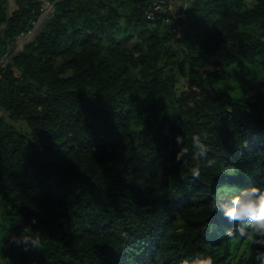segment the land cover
<instances>
[{
    "label": "trees",
    "instance_id": "1",
    "mask_svg": "<svg viewBox=\"0 0 264 264\" xmlns=\"http://www.w3.org/2000/svg\"><path fill=\"white\" fill-rule=\"evenodd\" d=\"M52 1L0 67V109L29 128L0 117V258L260 264L264 244L227 235L219 205L226 187L264 191V0H185L176 20L150 18L154 0ZM16 4L0 0V61L41 18L38 0ZM233 68L244 95L217 89Z\"/></svg>",
    "mask_w": 264,
    "mask_h": 264
},
{
    "label": "clouds",
    "instance_id": "2",
    "mask_svg": "<svg viewBox=\"0 0 264 264\" xmlns=\"http://www.w3.org/2000/svg\"><path fill=\"white\" fill-rule=\"evenodd\" d=\"M180 137H177L178 142ZM192 145L195 149L193 156L199 162L200 158L205 157L208 147L201 141L200 134L192 136ZM187 151V149H185ZM209 166L211 163L209 162ZM194 177L199 178L201 175L200 168H191ZM220 195L221 203L219 207L222 209V215L226 218V223L234 225V228L227 229V235L233 236L235 232L240 237H246L250 243L264 244V191L256 186L242 188H224ZM227 196V200L223 197ZM27 233L28 230L26 229ZM19 243L20 240L17 239ZM23 242H30L34 246L39 245L38 238H34L30 234L23 236ZM255 259L264 264V252L257 251ZM0 264H8L7 258H0ZM195 264H214L212 256L200 257Z\"/></svg>",
    "mask_w": 264,
    "mask_h": 264
},
{
    "label": "rangeland",
    "instance_id": "3",
    "mask_svg": "<svg viewBox=\"0 0 264 264\" xmlns=\"http://www.w3.org/2000/svg\"><path fill=\"white\" fill-rule=\"evenodd\" d=\"M14 1H16V0H14ZM167 1H171L170 3L172 5V10H173V12H175L176 15L179 14V11L180 10H183L184 9V8L182 9V6L183 5H186V1L184 2V0H176V2H175V0H167ZM13 8H14V6L10 4V11L12 13L15 11ZM44 22H45V20L41 21L40 23L38 22L36 24V26H39L40 25L42 27L43 24H44ZM39 30L40 29H35L34 28L33 31H31L30 33L18 37L16 39V41L13 42L9 46L6 55L0 61V67L2 65L8 64L10 62V59H11L12 56H14L15 54H17L18 52H21L27 44L33 42L35 40V38H36ZM251 31L253 32V34H255L257 36H259L260 33H261L260 30L257 27L252 28ZM240 72L241 71H240L239 68H237V69L236 68H233V75H234V77L230 80V82L229 81L227 82V83H229V86H226L227 83L225 82L223 84L218 85L217 86V89L218 90H224V91L229 90L231 92V94H233V95H235V94L236 95H244V93L246 91V86L241 81V74L242 73H240ZM183 90H184V84L178 85V90H177L178 94H181V92ZM1 113L2 114H0V117H3L5 119H7L11 124L15 125L17 128L21 129L24 132L29 131V128H28V126L25 123L12 121L9 118V115L5 111H3V110H2ZM7 246H8V237H7V235L4 232H2L0 230V255H1V253L4 251V249ZM243 246H244V249H245V245L242 243V246H241V250L240 251L242 253H244L245 255H247L246 258H248L250 256V254H249V252H243V250H242V247Z\"/></svg>",
    "mask_w": 264,
    "mask_h": 264
},
{
    "label": "built area",
    "instance_id": "4",
    "mask_svg": "<svg viewBox=\"0 0 264 264\" xmlns=\"http://www.w3.org/2000/svg\"><path fill=\"white\" fill-rule=\"evenodd\" d=\"M40 2V12H41V18L40 21H42V19L47 18L53 11H54V2L52 0H38ZM164 1V0H154L152 5L149 8L148 11V16L152 19L155 18L156 14H161V15H166L167 13H171V15L173 16V18L176 19H181V18H185V11H186V5L182 6L183 10L179 11V14L176 15L175 12H173L172 10V5ZM165 21L168 23L169 21H172L171 18L165 19ZM182 33L181 31L177 30V37H181Z\"/></svg>",
    "mask_w": 264,
    "mask_h": 264
},
{
    "label": "crops",
    "instance_id": "5",
    "mask_svg": "<svg viewBox=\"0 0 264 264\" xmlns=\"http://www.w3.org/2000/svg\"><path fill=\"white\" fill-rule=\"evenodd\" d=\"M8 1L10 2V4H11V5H13V6H14V8H13V9H14V10H16V9H17V7H18V6H17V4H16V1H14V0H8ZM164 1H166V2H168V3H170V2H171V1H167V0H164ZM175 2H176V0H175ZM184 2H185V0H184ZM170 4H171V3H170ZM45 19H46V18L42 19V21H43V20H45ZM1 112H2V110L0 109V114H2Z\"/></svg>",
    "mask_w": 264,
    "mask_h": 264
},
{
    "label": "water",
    "instance_id": "6",
    "mask_svg": "<svg viewBox=\"0 0 264 264\" xmlns=\"http://www.w3.org/2000/svg\"><path fill=\"white\" fill-rule=\"evenodd\" d=\"M39 23H40V22H39ZM35 29H41V26H40V25H39V26H36Z\"/></svg>",
    "mask_w": 264,
    "mask_h": 264
}]
</instances>
